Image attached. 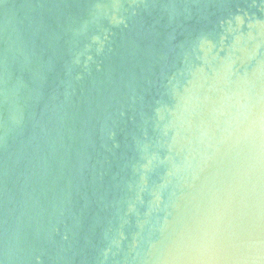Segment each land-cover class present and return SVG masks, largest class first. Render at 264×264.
<instances>
[{
    "label": "water",
    "instance_id": "95a60500",
    "mask_svg": "<svg viewBox=\"0 0 264 264\" xmlns=\"http://www.w3.org/2000/svg\"><path fill=\"white\" fill-rule=\"evenodd\" d=\"M245 93L264 0H0V264H177Z\"/></svg>",
    "mask_w": 264,
    "mask_h": 264
},
{
    "label": "clouds",
    "instance_id": "9594fccd",
    "mask_svg": "<svg viewBox=\"0 0 264 264\" xmlns=\"http://www.w3.org/2000/svg\"><path fill=\"white\" fill-rule=\"evenodd\" d=\"M215 161L218 192L229 196V212L198 223L181 235L177 264H264V94L245 93L225 133L201 161L174 165L183 178ZM256 249L250 256L248 249Z\"/></svg>",
    "mask_w": 264,
    "mask_h": 264
}]
</instances>
